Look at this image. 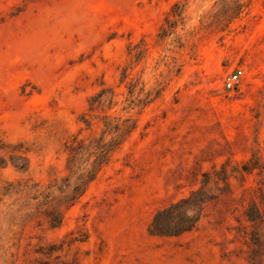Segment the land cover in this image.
<instances>
[{
	"label": "rangeland",
	"instance_id": "1",
	"mask_svg": "<svg viewBox=\"0 0 264 264\" xmlns=\"http://www.w3.org/2000/svg\"><path fill=\"white\" fill-rule=\"evenodd\" d=\"M100 135L67 207L65 145ZM192 192V230L149 232ZM0 264H264V0H0Z\"/></svg>",
	"mask_w": 264,
	"mask_h": 264
},
{
	"label": "trees",
	"instance_id": "2",
	"mask_svg": "<svg viewBox=\"0 0 264 264\" xmlns=\"http://www.w3.org/2000/svg\"><path fill=\"white\" fill-rule=\"evenodd\" d=\"M102 93L101 91L100 94L102 95ZM84 120L87 122L86 119ZM104 126L108 132H117L119 130V124L110 125L107 121H104ZM123 131L128 134L130 129L124 128ZM120 143L121 141L114 137L107 141L103 135L92 139H77L75 137L66 143L67 174L63 177L59 190H63L64 187H71L66 204L67 207L73 206L85 193L88 185L96 178L102 167L109 162L112 152ZM194 195L195 192H192L188 197L157 210L148 227L149 232L155 235H178L192 230L196 226L199 216L190 215L186 207L191 204ZM174 209H178L183 214V218L177 226L169 228L164 225V220L173 214ZM46 216L52 228L61 224L62 216L60 213L47 214Z\"/></svg>",
	"mask_w": 264,
	"mask_h": 264
},
{
	"label": "built area",
	"instance_id": "3",
	"mask_svg": "<svg viewBox=\"0 0 264 264\" xmlns=\"http://www.w3.org/2000/svg\"><path fill=\"white\" fill-rule=\"evenodd\" d=\"M243 70L241 68H237L230 73H228L224 78V86L227 89H234L237 87L242 78Z\"/></svg>",
	"mask_w": 264,
	"mask_h": 264
}]
</instances>
